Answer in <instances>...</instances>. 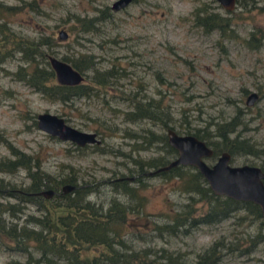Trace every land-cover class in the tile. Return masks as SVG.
Returning <instances> with one entry per match:
<instances>
[{"label":"rangeland","instance_id":"1","mask_svg":"<svg viewBox=\"0 0 264 264\" xmlns=\"http://www.w3.org/2000/svg\"><path fill=\"white\" fill-rule=\"evenodd\" d=\"M21 2L0 0L7 4ZM37 2L40 10L24 7L7 14L6 25L20 34L50 33L54 37L53 54L57 56L77 54L82 57L91 52L100 67L110 66L113 61L124 69L117 80L107 86L106 100L91 95L65 103L48 99L12 75L11 70L21 60L18 51L7 55L0 63V156L11 155L6 143L9 141L19 149L37 155L41 167L51 175H61L65 163L74 166L79 180L83 178L89 182L111 178L120 172L128 173V165L122 160L128 164L132 162L116 148L149 156L162 151L159 147L162 143L153 141L146 148L133 147L139 139L125 130L146 131L150 128L157 133L168 127L149 119L125 120L109 107H127L129 99L119 94L136 91L137 95L145 93L160 98L165 108L168 106L166 109L172 113L173 124L179 130V124L186 123L213 130L216 121L230 118L240 107L242 121L235 132L239 137H249L257 150H236L231 160L234 163H259L264 159V40L258 46L244 40L251 30H256L257 34L259 30L264 31V0H238L229 11L217 0H131L119 9L110 7L112 0ZM203 3L221 14L226 13L238 36H222L217 29L208 30L195 23L192 9ZM91 16L97 17L96 22L86 30L84 26ZM59 28L67 31L66 36H58ZM252 89L260 96L247 104L246 95ZM41 110L57 112L73 125L96 131L100 138L96 142L98 145L88 142L84 143V148H77L70 140L40 129L32 122L31 115ZM96 128L103 131L100 133ZM69 171V168L64 169L63 174H69ZM29 180L25 167L0 170V200L6 198L2 191L25 185ZM146 180L143 207L146 212H130L124 225L125 238L134 249L151 246L154 251L149 255L153 257L163 248L166 252H179L185 261L191 262L196 252L214 238L241 228L229 217L216 223L199 224L187 233L156 234L150 229L152 220L162 219L185 197L173 190L171 179L152 174L147 175ZM112 195L111 184L106 182L98 184L89 197L104 207ZM7 198L14 200L13 196ZM29 213L41 214V210L35 203L26 202L18 219L23 221ZM245 220L250 222L247 229L253 234L258 220L251 217ZM10 245L7 239H0V264L11 258L25 260L28 252ZM79 247L82 254L92 256L102 246L80 243ZM29 248L34 256L38 255L36 248ZM55 264L68 263L58 258ZM214 264H264V240L257 241L249 252H225Z\"/></svg>","mask_w":264,"mask_h":264},{"label":"trees","instance_id":"2","mask_svg":"<svg viewBox=\"0 0 264 264\" xmlns=\"http://www.w3.org/2000/svg\"><path fill=\"white\" fill-rule=\"evenodd\" d=\"M203 4L192 9L191 15L195 23L208 30L217 29L222 36H238L237 31L231 26L232 20H229L226 13L221 14L209 8L208 3ZM24 7L33 11L40 10L37 0H22L18 4L0 3V63L7 55L18 51L21 61L11 70L12 75L22 79L50 100L66 103L80 96L91 95L105 99L107 86L117 80L122 74L121 69L123 71L124 68L113 61L110 66L100 67L91 52L85 53L82 57L77 54H63L61 57L80 69L84 76L77 83L58 81L48 57L53 54V35L43 32L38 35L20 34L5 23L7 14L16 13ZM96 19L97 17L91 16L84 29L87 30L89 25L94 26ZM249 32L244 38L247 44L258 46L262 43L264 31L259 30V34L256 30ZM88 69L90 71H87ZM119 95L129 99L127 107L110 104L109 107L120 113L123 119L133 122L149 119L160 126H171L178 131L192 132L213 147V154L210 157H214L223 149L231 153V159L236 150L244 152L257 150L249 137H239V133L235 132L237 125L242 121L240 107L230 118L216 121L213 130L189 123L179 124L181 127L179 130L173 124L172 113L166 109L168 106L165 108L160 98L145 93L137 95L136 91ZM31 117L32 122L36 123L35 113ZM96 129L100 133L103 131L101 128ZM125 131L139 139L133 147L146 148L153 141H157L156 143H162L159 146L162 151L144 156L116 148L132 162L128 164L126 160H122L128 165V173L120 172L119 175L100 178L94 182L83 178L79 180L74 166L70 163L64 164L61 175H51L41 167V160L37 155L27 153L6 141L11 155L0 156V170L12 171L21 166L25 167L30 180L25 185L2 191L6 198L0 200V239L10 241V247L30 253L24 261L11 258L5 264H25L29 261L31 264H55L58 258L64 259L68 264H214L224 257L225 252L235 250L249 252L257 241L264 240V216L259 205L250 199L234 198L214 192L195 165L177 163L153 173L148 172L149 169L168 162L177 153L176 148L169 143L166 131L154 133L150 128H146V131ZM232 132L233 135L230 134ZM212 136L217 138L214 139ZM71 142L77 148H84L85 144ZM91 144L98 145L96 142ZM258 164L264 169V159ZM68 168L69 174H63L64 169ZM132 174L134 176L131 179L125 176ZM152 174L173 180V190L185 197L182 202L165 213L162 219L152 220L150 229L156 234L187 233L199 224L216 223L229 217H232V222L241 225V228L236 232L227 231L214 238L196 252L191 262L185 261L179 252H166L163 248L153 257L149 255L154 251L151 246L134 249L125 238L124 225L130 212L137 214L146 212L143 209L146 199V177ZM65 182L73 183L74 186L62 191L60 186ZM106 182L111 184L113 195L103 207L101 202L95 204L89 194L96 190L98 184ZM49 186L55 189L51 196L32 192ZM9 196H13L14 200H9L7 198ZM26 202L35 203L42 213L27 214L23 221H20L18 218L24 212ZM246 217L258 220V227L253 234L247 229L250 222L245 220ZM28 223H36L37 226ZM80 243L100 244L102 247L92 256H86L80 251ZM29 246L36 248L38 255L32 256Z\"/></svg>","mask_w":264,"mask_h":264},{"label":"water","instance_id":"3","mask_svg":"<svg viewBox=\"0 0 264 264\" xmlns=\"http://www.w3.org/2000/svg\"><path fill=\"white\" fill-rule=\"evenodd\" d=\"M130 1L112 0L110 7L119 9ZM217 1L226 9H232L236 4V0ZM66 34L67 31L64 28L58 29L59 37H64ZM48 57L58 81L77 83L82 80L83 72L70 61L55 54H50ZM257 97L258 92L252 89L247 93L245 102L250 104ZM35 117L36 124L40 129L62 139H67L77 144L100 141L96 131L73 125L57 112L41 110L36 113ZM166 135L169 143L176 148L177 153L168 162L149 169V173L168 168L177 163L193 164L204 175L214 192L234 198L250 199L259 205L264 216V169L260 164L247 161L234 163L231 161V153L227 149L221 150L209 162L208 160L210 159L208 157L213 154V147L203 138L192 132L178 131L171 126L166 128ZM125 176L131 178L134 175ZM73 186V183L65 182L60 187L62 191H66ZM54 191L55 189L49 186L34 192L41 193L44 196H51Z\"/></svg>","mask_w":264,"mask_h":264},{"label":"flooded vegetation","instance_id":"4","mask_svg":"<svg viewBox=\"0 0 264 264\" xmlns=\"http://www.w3.org/2000/svg\"><path fill=\"white\" fill-rule=\"evenodd\" d=\"M259 93H258V97H257V99L259 98ZM256 99V100H257ZM253 103V102H252ZM251 104V103H250ZM210 145V144H209ZM217 155V154H216ZM216 155H214V157H208V159H210V160H213L215 157H216ZM212 156V155H211ZM32 192H34V191H32ZM34 193H36V194H41V193H38V192H34ZM31 203H33V202H31ZM36 205V204H35ZM37 207V206H36ZM38 208V207H37ZM40 209V208H39ZM41 213H42V211H41ZM30 214V213H29ZM33 214V213H32ZM34 215H40V214H34ZM32 225V226H37V224L36 223H28V225ZM28 252V251H27ZM28 253H30V252H28ZM32 254V253H31ZM32 256H34L33 254H32ZM29 262H31V261H29Z\"/></svg>","mask_w":264,"mask_h":264},{"label":"bare ground","instance_id":"5","mask_svg":"<svg viewBox=\"0 0 264 264\" xmlns=\"http://www.w3.org/2000/svg\"><path fill=\"white\" fill-rule=\"evenodd\" d=\"M131 178H133V177H131Z\"/></svg>","mask_w":264,"mask_h":264}]
</instances>
